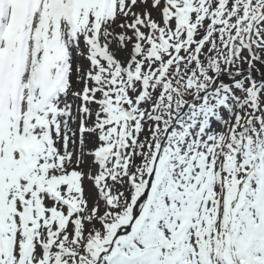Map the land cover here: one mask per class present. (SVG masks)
I'll use <instances>...</instances> for the list:
<instances>
[{
  "label": "snow or ice",
  "instance_id": "obj_1",
  "mask_svg": "<svg viewBox=\"0 0 264 264\" xmlns=\"http://www.w3.org/2000/svg\"><path fill=\"white\" fill-rule=\"evenodd\" d=\"M0 264H264V0H0Z\"/></svg>",
  "mask_w": 264,
  "mask_h": 264
}]
</instances>
